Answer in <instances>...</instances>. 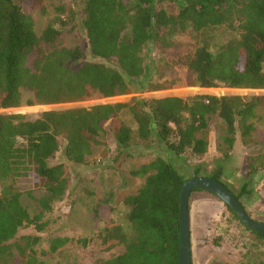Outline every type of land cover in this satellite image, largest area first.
I'll return each instance as SVG.
<instances>
[{"label": "trees", "instance_id": "16d2710c", "mask_svg": "<svg viewBox=\"0 0 264 264\" xmlns=\"http://www.w3.org/2000/svg\"><path fill=\"white\" fill-rule=\"evenodd\" d=\"M24 1L0 0V264H45L37 248L44 239L46 254L71 240L44 234L49 224L45 212L52 211L69 188L62 163L50 160L62 150L68 161L87 163L105 123L120 155L131 157L142 146L156 151L133 171L145 179L124 200L126 223L107 227L102 235L104 242L114 240L124 250L95 264H180L183 185L197 175L223 182L221 176L227 171L223 159L230 157L238 139L247 141L256 130L254 119L264 95L134 97L130 102L49 109L33 119L7 109L165 89L151 46H172L176 34L187 30L199 34L198 44L173 62L186 68L188 85L264 89V0H73L79 10L70 9L68 23L78 27L76 17L81 14L88 53L100 61L83 60L86 52L80 46H63L60 29L53 23L39 35ZM164 1L174 2L177 13L160 7ZM222 26L238 35L214 49L213 34ZM33 52L37 57L30 67L27 62ZM214 118L225 127L218 148L223 159L216 161L212 172L206 170L208 163L194 162L188 177L176 162L190 164L208 152ZM261 170L264 155L257 154L249 157L238 194L223 182L244 207L242 196L253 193L248 178ZM22 176L34 177L44 189L38 199L42 210L36 215L22 203L16 185ZM195 191L205 190L191 191L189 207ZM240 222L264 239V234ZM25 227H32V232L18 236Z\"/></svg>", "mask_w": 264, "mask_h": 264}, {"label": "rangeland", "instance_id": "374dc122", "mask_svg": "<svg viewBox=\"0 0 264 264\" xmlns=\"http://www.w3.org/2000/svg\"><path fill=\"white\" fill-rule=\"evenodd\" d=\"M24 9L30 12L35 20L38 34L53 23L60 29L59 41L68 48L80 46L86 52L83 60H96L88 53V41L82 28V16L77 15L78 27L68 23L70 9L79 7L73 0H25ZM171 13H177V6L172 1L161 2ZM63 12H62V10ZM57 16L67 21L61 22ZM237 32L222 26L213 34V48L237 36ZM199 34L191 30L179 32L174 37V45L169 47L151 46V56L158 61L157 74L161 81L167 85L165 89L156 92H131L113 97L94 95L88 99L53 105H27L24 103L17 108L7 109L10 113L26 114L28 118L38 117L43 111L49 109H65L73 106H92L99 103L130 102L134 97H163L178 95L190 97L196 94L214 95H264V89H234V88H202L190 86L187 83V70L184 66L175 64L173 60L195 50ZM44 46V45H43ZM37 53L33 52L27 64L33 67ZM29 96L28 93L25 94ZM129 119L128 115H124ZM256 130L247 141H236V145L225 160L219 152L221 137L225 127L218 118L210 121L208 130L209 147L205 155L192 159L189 163L183 160L176 162L179 169L188 177L193 173L194 162L208 163L207 172H212L216 161L223 159L227 166L226 173L221 176L235 193H239L240 185L245 181L249 157L257 154L264 155V104L258 106V117L254 119ZM104 130L97 136L99 142L93 145V153L89 161L76 164L68 161L62 150L58 151L50 160L53 164L62 163L64 176L68 179V190L64 198L54 203L50 212H45L49 224L44 234L68 236L71 240L54 253H44L48 243L44 239L39 248V256L45 264H95L99 258H108L124 250V245L103 241V233L107 227L124 225L126 223L124 206L125 198L135 192L144 181V177L133 174L143 163L154 155V148L136 147L134 155L129 157L120 155L116 141L109 131V123L104 124ZM64 142L61 144L63 148ZM250 188L253 193L242 196L249 214L258 221H264V170L249 177ZM17 188L21 191L22 203L28 208L31 215L41 212L38 199L45 193L44 189L35 183L34 177L22 176L18 179ZM207 194V193H206ZM204 193L195 192L191 196L190 204L195 221L201 229L208 223L205 233V244L195 248L196 264H262L264 262V239L246 228L240 220L228 209L226 204L213 196L216 201L203 202ZM102 200V201H101ZM32 228V227H31ZM25 227L18 236L29 234L32 229ZM201 233L199 238L202 237ZM205 235V234H204ZM86 239V242L80 241Z\"/></svg>", "mask_w": 264, "mask_h": 264}, {"label": "water", "instance_id": "95a60500", "mask_svg": "<svg viewBox=\"0 0 264 264\" xmlns=\"http://www.w3.org/2000/svg\"><path fill=\"white\" fill-rule=\"evenodd\" d=\"M195 188H201L209 191L219 197L224 203L231 206L237 213L240 220L248 227L264 234V221H258L249 215L246 208L242 205L235 193L230 190L223 182L207 176L197 175L189 178L183 185L181 192L180 205V264H194L191 247V229H190V207L189 199L191 191Z\"/></svg>", "mask_w": 264, "mask_h": 264}, {"label": "crops", "instance_id": "0c3cea01", "mask_svg": "<svg viewBox=\"0 0 264 264\" xmlns=\"http://www.w3.org/2000/svg\"><path fill=\"white\" fill-rule=\"evenodd\" d=\"M195 192H199V191H195ZM200 192L201 193H204V195H205L204 196L205 199L203 200V202H205V200L207 202H209V203H212V202L216 201V199L213 198L214 195H212L209 191H206L205 190V191H200ZM207 227H210V225H208V223L205 224V226L203 227V229H201V226L199 225L198 221L197 222L195 221V219H194V213H193V210H192V207H191V204H190L191 247H192V258H193V263L194 264H196L195 263V248L196 247H199V246H202L203 244H205V242H207L206 240H204L206 238L205 236H207V233H205L206 230H207ZM201 233H204L205 235L202 234V236H201L202 238L200 239L199 238V235Z\"/></svg>", "mask_w": 264, "mask_h": 264}]
</instances>
